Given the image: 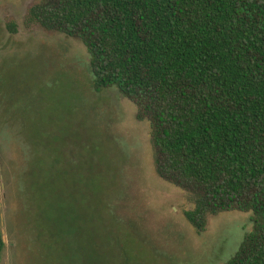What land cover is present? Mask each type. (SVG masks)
I'll use <instances>...</instances> for the list:
<instances>
[{
    "label": "rangeland",
    "instance_id": "1",
    "mask_svg": "<svg viewBox=\"0 0 264 264\" xmlns=\"http://www.w3.org/2000/svg\"><path fill=\"white\" fill-rule=\"evenodd\" d=\"M36 1L0 0V264H226L252 212L198 233L189 194L156 173L150 122L95 91L83 42L26 24Z\"/></svg>",
    "mask_w": 264,
    "mask_h": 264
},
{
    "label": "trees",
    "instance_id": "2",
    "mask_svg": "<svg viewBox=\"0 0 264 264\" xmlns=\"http://www.w3.org/2000/svg\"><path fill=\"white\" fill-rule=\"evenodd\" d=\"M26 24L83 42L95 91L150 122L156 173L189 194L198 233L252 212L226 264H264V0H37ZM4 247L0 229V262Z\"/></svg>",
    "mask_w": 264,
    "mask_h": 264
}]
</instances>
